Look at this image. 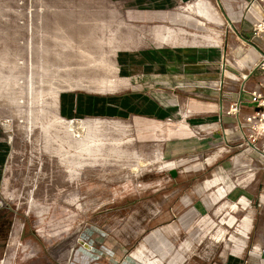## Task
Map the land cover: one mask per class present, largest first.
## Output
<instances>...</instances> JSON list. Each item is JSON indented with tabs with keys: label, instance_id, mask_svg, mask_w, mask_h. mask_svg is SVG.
<instances>
[{
	"label": "rangeland",
	"instance_id": "obj_1",
	"mask_svg": "<svg viewBox=\"0 0 264 264\" xmlns=\"http://www.w3.org/2000/svg\"><path fill=\"white\" fill-rule=\"evenodd\" d=\"M250 1L0 0V264H264Z\"/></svg>",
	"mask_w": 264,
	"mask_h": 264
},
{
	"label": "built area",
	"instance_id": "obj_2",
	"mask_svg": "<svg viewBox=\"0 0 264 264\" xmlns=\"http://www.w3.org/2000/svg\"><path fill=\"white\" fill-rule=\"evenodd\" d=\"M253 3L260 6V12H256V16H253V33L251 36H247L246 42L253 41V44L260 50L253 67V70L259 73L260 79L254 92L249 94L248 103L255 106L251 107L253 114L247 116L246 120L247 122H257L260 129L264 130V0H251L249 3L251 7Z\"/></svg>",
	"mask_w": 264,
	"mask_h": 264
},
{
	"label": "bare ground",
	"instance_id": "obj_3",
	"mask_svg": "<svg viewBox=\"0 0 264 264\" xmlns=\"http://www.w3.org/2000/svg\"><path fill=\"white\" fill-rule=\"evenodd\" d=\"M198 7H200V10L201 11H203L204 10V12H207V11H209V9H208V6L206 5V3L204 2V1H199L198 2ZM252 8H253V12H254V16H256V12H260V6L257 4V3H253V5H252ZM184 12V11H183ZM191 14V13H190ZM203 20H204V18H203ZM63 24H66V23H63ZM216 25V24H215ZM219 25V24H218ZM240 39V38H239ZM241 40V39H240ZM242 41V40H241ZM253 48V47H252ZM255 49V48H254ZM256 50V49H255ZM252 51V50H251ZM231 54H232V56L233 57H239V56H242L243 54L241 53V51L238 49V48H236V47H233L232 48V50H231ZM246 56H248V59L250 60V61H252V60H254L255 59V57H256V59H257V57H258V51L256 50V52L254 51H252V53H250L249 55H246ZM236 58V59H237ZM240 58V57H239ZM242 58V57H241ZM243 58H244V55H243ZM245 78H246V76H245ZM253 149H254V147H253Z\"/></svg>",
	"mask_w": 264,
	"mask_h": 264
},
{
	"label": "crops",
	"instance_id": "obj_4",
	"mask_svg": "<svg viewBox=\"0 0 264 264\" xmlns=\"http://www.w3.org/2000/svg\"><path fill=\"white\" fill-rule=\"evenodd\" d=\"M258 49V48H257ZM259 54V52H258ZM88 257H87V252H82V251H78L77 252V256L74 260V262L76 264H87L86 261H87ZM239 264H248V261H243V262H240ZM255 264V263H254Z\"/></svg>",
	"mask_w": 264,
	"mask_h": 264
},
{
	"label": "water",
	"instance_id": "obj_5",
	"mask_svg": "<svg viewBox=\"0 0 264 264\" xmlns=\"http://www.w3.org/2000/svg\"><path fill=\"white\" fill-rule=\"evenodd\" d=\"M216 3H217V5H218L220 11H221L222 14H223L222 8L220 7L218 0H216ZM223 15H224V14H223ZM224 17H225L226 21H227L228 23H230V21L228 20V18H227L226 16H224ZM250 45H251V44H250ZM251 46H252L253 48H255L256 50H258L257 47H256L255 45H251ZM224 52H225V48H224ZM243 104L246 105V106H248V107H254V106H255L254 104H249V103H243Z\"/></svg>",
	"mask_w": 264,
	"mask_h": 264
}]
</instances>
